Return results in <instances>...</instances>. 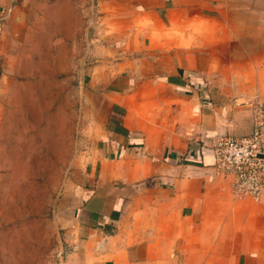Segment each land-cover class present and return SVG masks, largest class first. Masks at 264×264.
<instances>
[{
    "label": "crops",
    "instance_id": "crops-1",
    "mask_svg": "<svg viewBox=\"0 0 264 264\" xmlns=\"http://www.w3.org/2000/svg\"><path fill=\"white\" fill-rule=\"evenodd\" d=\"M90 11L59 264H264V193L234 197L208 149L262 118L250 96L245 109L215 107L210 92L230 95L227 57L264 73V0H93ZM74 13L68 0H0V97L31 78L42 43L43 56L52 40L68 55Z\"/></svg>",
    "mask_w": 264,
    "mask_h": 264
},
{
    "label": "rangeland",
    "instance_id": "rangeland-1",
    "mask_svg": "<svg viewBox=\"0 0 264 264\" xmlns=\"http://www.w3.org/2000/svg\"><path fill=\"white\" fill-rule=\"evenodd\" d=\"M68 2L73 4L78 32L66 44L68 55L60 50L55 55L52 40L50 55L43 56L42 43V51L37 52L43 55L34 57L38 63L30 59L24 65L31 78H13L11 81L21 84L20 89L0 97V264H59L62 260L57 203L72 171L73 107L88 91L84 87L93 37L88 36L93 0ZM248 59H225V71L219 77L230 95L211 90L210 101L215 107L245 109V96H250L254 107L257 103L264 106L257 96L259 87H264V73L247 67ZM231 65L240 72H233ZM216 75V71L210 73V79ZM234 82L238 83L236 89ZM234 92L240 95L236 97ZM203 140L205 147L206 138Z\"/></svg>",
    "mask_w": 264,
    "mask_h": 264
},
{
    "label": "built area",
    "instance_id": "built-area-1",
    "mask_svg": "<svg viewBox=\"0 0 264 264\" xmlns=\"http://www.w3.org/2000/svg\"><path fill=\"white\" fill-rule=\"evenodd\" d=\"M255 106L257 116L262 118L248 135L218 136L207 147L213 156V166L230 180V192L236 198L257 199L264 193V106L260 103Z\"/></svg>",
    "mask_w": 264,
    "mask_h": 264
}]
</instances>
